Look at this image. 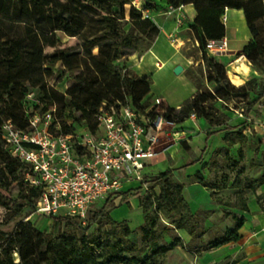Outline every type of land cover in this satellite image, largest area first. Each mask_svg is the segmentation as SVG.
Listing matches in <instances>:
<instances>
[{
    "label": "trees",
    "instance_id": "obj_1",
    "mask_svg": "<svg viewBox=\"0 0 264 264\" xmlns=\"http://www.w3.org/2000/svg\"><path fill=\"white\" fill-rule=\"evenodd\" d=\"M162 1L164 4L144 0L143 7L158 11L167 6L193 5L196 17L188 23V29L198 44L201 60L208 70L206 78L214 84L211 92L203 91L201 82L197 81L190 102L183 105L185 108L168 107L163 115L164 120L183 122L194 112L196 117L203 118L212 127L220 123L219 119L224 114L218 112L211 101L230 102L235 94H242L243 97L254 95L253 99L244 103L242 113L246 117L252 111L259 114L264 109V78H250L243 85L233 86L223 64L208 55L205 44L208 40L225 36V26L221 21L225 9L242 10L251 39L239 55H243L264 75V42L255 40L259 34V23L264 20V0ZM130 3L131 0H0V124L10 120L18 129L28 130L31 115L42 114L54 107L51 129L54 130L58 123L61 133L71 134L82 127L94 131L97 127L96 114L102 103L112 109L126 103L137 111L146 108L149 104L144 103L143 99L149 98L151 78L130 74L128 70L123 73L126 67L124 59L142 40L130 29H124L127 21L124 8ZM129 8V17L141 33L149 38L157 37L159 29L149 19H142L139 9L133 6ZM90 23L95 30L86 44L89 50L97 47L98 52L91 58V63L83 60V68L78 73L69 72L72 84L65 93H60L48 83L52 69L48 66L50 56L44 50L60 43L57 31L73 37L83 32ZM62 53L68 56L73 52ZM29 93H34L38 102L31 103L27 99ZM118 95L121 102L112 107ZM39 102L45 106L36 112ZM71 111L74 114L80 112V117L69 116L67 120L65 113L69 115ZM93 119L94 123L90 125ZM81 120L85 122L77 125ZM225 129L228 133L223 139L227 141V146L235 144L231 136H235L237 141L243 138L241 130L235 131L234 126ZM184 148L189 151L186 145ZM223 149L226 147L214 150L212 163L218 164L216 156ZM226 159L237 165L228 155ZM0 163V206L6 210L0 228L16 222L12 231L0 230V264H159V259L175 247L200 254L241 238L239 230L245 220L237 215L233 216L234 226L231 229H213V232L206 229L204 221L208 212L191 211L183 194L184 185L174 178L172 169L145 174L137 188L144 187L146 192L139 200L143 222L138 227V240L131 238L132 230L125 220L116 221L110 217L107 207L113 203L109 197L92 212L85 226L73 218L56 217V221L62 224L61 232L57 235L43 232L29 222L41 189L30 185L25 177L26 165L9 154L1 139ZM18 176L17 185H26L34 199L21 201L12 195L11 186ZM229 182L230 178L224 173L219 182L212 185L222 190ZM263 184L264 176H236L231 187L239 193L251 192L264 214V193H257ZM116 193L122 197L129 194ZM216 201L221 203V198ZM230 205L249 212L241 196ZM93 225L103 226L104 229L89 235L88 230ZM178 230L187 233L186 241L177 234ZM166 237L169 241H166ZM13 253L17 255V262L13 259Z\"/></svg>",
    "mask_w": 264,
    "mask_h": 264
},
{
    "label": "rangeland",
    "instance_id": "obj_2",
    "mask_svg": "<svg viewBox=\"0 0 264 264\" xmlns=\"http://www.w3.org/2000/svg\"><path fill=\"white\" fill-rule=\"evenodd\" d=\"M129 10V5H125L124 16L127 21L124 23V29H130L134 34H138L142 38L129 56H141L145 53L141 66L137 71L140 73L146 68V72L150 75L152 82L148 95L149 98L143 99L144 103L150 104L154 97H159L164 100L161 105L162 107L175 106L176 104H182L181 106L186 105L191 100V95H193L197 81L201 82L200 87L203 91L211 92L213 90L214 84L206 78L208 70L201 60L198 44L193 40L189 29L182 32L185 37H189V40H186L184 45L181 46V51L192 56V62H190L187 70L179 74L174 73L172 66L176 64V57L174 56L167 60L174 52V49L169 45L168 39L166 40L161 35L158 37L159 41L156 46L154 45L158 60L164 63V67L158 70L154 67V59L151 54L146 52L157 37L149 38L145 34H142L130 19ZM94 30L95 27L90 23L83 32L73 37L57 31L56 36L60 40V43L55 47L45 48L44 53L50 56L48 66L52 69V73L48 77V83L58 90V92L65 93L72 84V80L68 77L71 70L73 73H78L83 68V60H88L91 63V58L97 54V47L89 50L86 44L87 40L92 38ZM255 40L264 42V20L259 23V34ZM67 51L73 53L68 56L62 53ZM222 52L225 53L226 51ZM208 55L213 57L215 61L223 64L229 82L235 87H238L241 83L236 77H240L243 81L250 78L257 80L264 78V75L259 70H256L243 55L224 57L217 53H208ZM121 62L122 60L117 64ZM243 63L249 69L245 75L240 76L239 72H241L242 67L246 71ZM124 64L129 65V62H124ZM128 72L132 74L131 69H128ZM253 98L254 95L252 94L245 97L242 94H235L230 102H223L221 100L211 101L216 110L224 114V117L219 119V124L212 127H209L203 118L196 117L192 120V124L199 121L203 130L202 132H197L195 129L197 127L189 122L186 123L187 128L177 127L181 122H173L172 125L163 124L154 149L160 153H157L153 159L148 161L143 170L144 174L149 172L156 174L167 169H172L174 178L184 185L183 194L191 211L206 210L208 212L204 225L206 229H210L212 232L214 231L213 229H231L234 226V215L244 218V224L250 232H262V228L264 227V214L259 210L257 204L255 205L256 207H253V202H255L254 195L249 191L239 193L236 188L231 187L232 180L236 176H248L250 178L264 176V109H261L259 114H255L252 111L248 117L242 113L244 103ZM29 100L31 103H35L32 99ZM120 100L121 97L118 95L111 106H116L121 102ZM38 104L36 112L41 111L42 107L45 106L43 102H39ZM256 108L258 110V106ZM57 112L59 113L58 106ZM65 115L67 120H69V116L79 118L80 112L74 114L71 111L69 115L67 113ZM189 118L190 116L188 115L185 120L187 121ZM84 122V120L78 121L77 125H81ZM93 123L94 119L89 124L92 125ZM227 126H234L236 128L235 131L241 130L243 134V138L239 141H237L235 136H231L230 138H233L235 144L228 146L227 141L223 139L228 133V130L225 129ZM173 131H185L189 133L190 143L184 139H180L178 135L174 136L172 134ZM183 144L189 148V151L185 150V145ZM222 147H226V149H223L216 156L218 162L216 165L212 163L211 159L215 157L214 150ZM226 155L235 160L237 165L232 164L229 159H226ZM223 162H225L224 165H222ZM1 166L2 164L0 163ZM224 173L228 175L230 182L222 190L213 188V182H219ZM5 175L10 177V174L6 172ZM19 176L12 183V195L21 201L34 199L31 190L26 185H17ZM138 186L140 184L137 182L123 185L119 192H128L129 194L125 197L117 193L111 194L109 199L113 205L107 207L109 215L113 220H125L128 223V226L132 230L131 238L133 240H138V227L143 222V213L139 207V200L146 194L144 187L137 189ZM257 193H264V184L259 187ZM240 196L246 202L249 212L230 205L232 202L237 201ZM217 198H221V203L216 201ZM104 202V200H100L91 206L87 214V224L92 212L102 206ZM5 217L6 210L0 206V221H4ZM55 218L32 214L29 216V222L40 231L53 232L54 235H57L62 230V224L56 221V219L63 218V216L59 215ZM15 226L16 222H12L1 227L0 230L9 232ZM103 229V226L93 225L88 230V234L94 235ZM177 234L184 241L188 239L187 233L183 230H178ZM166 241H169V238L166 237ZM224 253L225 251H208L201 254H193L181 247H175L159 259V264H229L232 259L230 256L222 257ZM13 259L15 262L18 261L16 253H13Z\"/></svg>",
    "mask_w": 264,
    "mask_h": 264
},
{
    "label": "built area",
    "instance_id": "obj_3",
    "mask_svg": "<svg viewBox=\"0 0 264 264\" xmlns=\"http://www.w3.org/2000/svg\"><path fill=\"white\" fill-rule=\"evenodd\" d=\"M143 4V0H131L128 5L139 9L142 19H149L160 31L157 14ZM182 7L167 6L162 12L166 16L175 15L174 32L167 39L176 47L180 45L176 34L186 28ZM225 11L221 16L223 24ZM227 46L225 36L205 44L207 53L213 54L226 51ZM163 66V62L155 60L156 69ZM128 69L126 65L123 73ZM27 99L38 102L34 93H29ZM162 103L161 98L154 97L141 111L128 103L120 104L118 109L102 103L96 114V129L82 127L71 134L61 133L58 123L51 129L54 107L31 115L28 130L18 129L10 120L1 122L0 139L4 147L26 165L25 177L30 185L41 189L34 214L50 218L62 215L85 226L92 205L119 192L125 183L140 184L145 166L158 153L154 149L163 124H173L164 120L167 108ZM189 116L196 118L194 112ZM172 134L175 136L178 131Z\"/></svg>",
    "mask_w": 264,
    "mask_h": 264
},
{
    "label": "crops",
    "instance_id": "obj_4",
    "mask_svg": "<svg viewBox=\"0 0 264 264\" xmlns=\"http://www.w3.org/2000/svg\"><path fill=\"white\" fill-rule=\"evenodd\" d=\"M155 1H157L160 4H164L162 0H155ZM162 12H163V9L155 11V14H157V21L161 25L162 29L159 31V35L155 39L154 43L151 45L150 49L146 51L149 54H151L152 58L154 59V62L155 60H158V55L154 50V45L156 46L157 42L159 41L158 37L161 35L167 40V35L169 33H173L174 28H175V21H174L175 15L173 14L170 16H166V15H163ZM181 12L184 16V22H185L186 28L184 27L178 32V34H176L180 40L179 46L176 47L172 45L169 40H167L169 42V45L174 49V52L169 56L167 60L175 56L176 64L173 65L172 67L174 68L177 64H179L182 66L183 70L181 72H183L187 70L188 66L190 65V62H192V56L181 51V46L184 45L186 40H189V37H185L182 34V32L188 29L187 27L188 23H191L194 20V18L196 17V11L193 5L187 4V5H183V7L181 8ZM225 15H226V21L224 23L225 37L227 39L228 46H227L226 52L223 54H219V55L222 57L234 56V55L239 56V52L251 39V35L247 28V24L245 21V17L243 15V11L240 9H228L227 8L225 11ZM144 54L141 56H136V55L128 56V59L125 61V63L129 62V65L127 64L126 65L128 66L129 69H131L133 74L137 76L146 75L150 77V75L146 72L147 70L146 68H144L140 73H138L137 71L138 68H140L141 66V63L144 58ZM243 65L244 67H246V71L242 67L241 72H239L240 76L245 75L249 69L245 63H243ZM236 79L241 81V83L238 86L243 85L244 82L246 81V80L243 81L242 79H240V77H236ZM194 92H195V88H194ZM161 100L164 101L163 99ZM181 105L182 104H176L175 106H166V108L168 107L178 108ZM192 120L194 119L189 118L187 119V121L184 120L183 122L179 124V126L177 125V127L187 128L186 123L189 122L192 124ZM192 125L197 127L195 128L197 132L203 131L201 127V123L199 121H196V123ZM177 135L179 136L180 139H184L190 143L189 133L185 131H178ZM146 174H153V173L149 172ZM130 183H133V182L125 183L124 186ZM255 205L256 203L253 202V207H256ZM239 233L241 234V238L238 241L226 243L222 245L221 247H218V248H215L209 251H225L222 257L230 256L232 260L231 262H229V264H264V227L262 228V232L260 231L250 232L248 231V229L246 228L244 224L240 228ZM186 236L188 237L187 234ZM205 252H208V251H205Z\"/></svg>",
    "mask_w": 264,
    "mask_h": 264
},
{
    "label": "water",
    "instance_id": "obj_5",
    "mask_svg": "<svg viewBox=\"0 0 264 264\" xmlns=\"http://www.w3.org/2000/svg\"><path fill=\"white\" fill-rule=\"evenodd\" d=\"M217 54H223V52H218ZM182 70H183V68H182L181 65H176V66L174 67V73H175V74H179Z\"/></svg>",
    "mask_w": 264,
    "mask_h": 264
}]
</instances>
